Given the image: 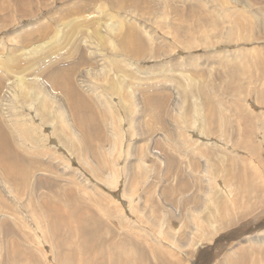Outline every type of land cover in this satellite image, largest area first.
<instances>
[{
    "label": "rangeland",
    "instance_id": "obj_1",
    "mask_svg": "<svg viewBox=\"0 0 264 264\" xmlns=\"http://www.w3.org/2000/svg\"><path fill=\"white\" fill-rule=\"evenodd\" d=\"M0 133V264H264V0H0Z\"/></svg>",
    "mask_w": 264,
    "mask_h": 264
},
{
    "label": "bare ground",
    "instance_id": "obj_2",
    "mask_svg": "<svg viewBox=\"0 0 264 264\" xmlns=\"http://www.w3.org/2000/svg\"><path fill=\"white\" fill-rule=\"evenodd\" d=\"M24 1H26V3H27L30 0H24ZM20 7H21V9H24L25 8V10H26V7L27 6H25V3H24V5L23 4H20ZM32 36H34V35H32ZM134 50L136 51V53H137V51H139L138 48H136ZM130 51H133V50H129L127 53L130 54ZM79 109L82 110L81 112H85L86 111L85 109H87V108H85V106L81 105L79 107ZM12 153H13V156L15 158H14V160L12 162H10V161L7 160L6 155L7 156H11ZM22 161L23 160L18 157V154L14 151V149L10 147V144H8L7 140H5V139H2L1 140V138H0V167H1V169H4V171H6V176H8V178H10L9 176H13L12 177L13 179H16L18 177H24L25 175H26V177L28 176V173H26L24 171V167L22 165Z\"/></svg>",
    "mask_w": 264,
    "mask_h": 264
}]
</instances>
